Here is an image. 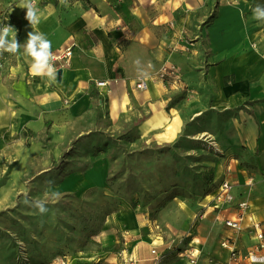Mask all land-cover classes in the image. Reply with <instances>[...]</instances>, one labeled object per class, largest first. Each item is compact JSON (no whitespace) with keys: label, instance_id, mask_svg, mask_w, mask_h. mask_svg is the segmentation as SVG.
Returning a JSON list of instances; mask_svg holds the SVG:
<instances>
[{"label":"crops","instance_id":"0c3cea01","mask_svg":"<svg viewBox=\"0 0 264 264\" xmlns=\"http://www.w3.org/2000/svg\"><path fill=\"white\" fill-rule=\"evenodd\" d=\"M257 4L264 0H35L39 22L32 29L27 9L17 0L10 10L21 23V44L34 30L51 41L52 54L71 44L74 48L61 82L57 75L52 81L34 74L31 58L20 48L19 63L0 79V135L29 130L40 136L52 119L44 113L50 116L59 107L65 114L110 123V132L138 120L148 133L170 116L177 118L173 130L178 133L187 120H206L225 157L219 184L230 180L236 203L247 201L249 208L235 229L225 219L237 217L236 205L217 207V192L210 195L191 223L201 251L197 264H261L264 252L254 259L232 257L233 251L247 254L258 244L255 223L264 232V23L252 18ZM167 62L179 68L178 81L158 80ZM141 78L148 81L146 89L137 88ZM97 80H108V90L98 89ZM29 152L45 154L38 141ZM114 220V244L105 243L102 234L88 249L70 255L71 262L153 264V248L162 252L172 237L191 228L169 230L165 241L157 224L152 234H142L146 221L137 212L117 211ZM213 226L220 245L206 254L202 230ZM226 238L232 247L222 245ZM166 258L161 264H190L177 256Z\"/></svg>","mask_w":264,"mask_h":264},{"label":"rangeland","instance_id":"374dc122","mask_svg":"<svg viewBox=\"0 0 264 264\" xmlns=\"http://www.w3.org/2000/svg\"><path fill=\"white\" fill-rule=\"evenodd\" d=\"M16 2L0 0V14L14 22L9 39H18L21 30L10 10ZM191 14L194 19L196 11ZM214 14L212 9L209 18ZM20 53L0 54V79L19 63ZM63 111L44 113L52 119L40 136L29 130L0 135V264H74L69 256L102 234L114 244L115 212L123 209L146 221L142 234H152L157 224L167 241L169 230L193 226L194 215L217 192L225 157L203 136L209 133L206 120H187L174 133L177 118L169 116L143 135L138 120L110 132V123ZM37 141L44 156L30 155ZM55 192L59 198L53 203L55 197H47L44 215L25 203ZM202 231L204 251L212 254L220 245L218 227Z\"/></svg>","mask_w":264,"mask_h":264},{"label":"built area","instance_id":"2783aa9c","mask_svg":"<svg viewBox=\"0 0 264 264\" xmlns=\"http://www.w3.org/2000/svg\"><path fill=\"white\" fill-rule=\"evenodd\" d=\"M13 22L5 15L0 14V27L9 25L13 29ZM11 29V31H12ZM73 48L74 44L69 45L64 50H62L60 53H53V66L56 69V73L58 69L64 68L66 66L70 65V60L73 55ZM158 80L162 82H176L179 80V68L176 64L167 62L165 63L159 72L157 73ZM96 87L98 89H105L108 90L109 81L108 80H97L95 82ZM148 87V81L147 79L141 78L137 83V88L139 89H146ZM233 184L230 182V180L225 179L222 181L219 186L217 193L215 195V200L217 201V207L225 206V205H231L238 208L236 215V218L231 219H225V224L227 226L233 227L235 229H240V220H242L246 210L249 208V203L247 201H241L236 203V198L233 194ZM203 216V213L199 214V217ZM255 229L258 230L257 237H258V244L250 251L247 252V254H237L235 251L232 252V257L234 260H247V259H254L259 253L264 252V232L262 231L261 223H255L254 224ZM193 228L194 225L191 226V228L188 229L187 232L182 233V235L174 236L166 243V248L164 247V250L161 252L156 247L152 249V255H153V264H161L162 260H164L168 252L174 251L179 257L187 259L190 264H197L198 256L200 255L201 251L199 247H197V242L195 241V235L193 234ZM260 229V231H259ZM222 245L224 247H232V244L230 242V239H224L222 241ZM234 249V248H233ZM169 250V251H166ZM125 264H135V261L133 259L126 260ZM261 264H264V255L263 260Z\"/></svg>","mask_w":264,"mask_h":264},{"label":"clouds","instance_id":"9594fccd","mask_svg":"<svg viewBox=\"0 0 264 264\" xmlns=\"http://www.w3.org/2000/svg\"><path fill=\"white\" fill-rule=\"evenodd\" d=\"M35 0H21V8L27 9L25 19L33 27L39 22L37 11L34 6ZM252 18L256 21L264 23V5L257 4L252 9ZM12 27L9 25L0 27V54L8 52L9 54H17L19 49L23 47L24 55L31 58V70L36 75L47 76L49 80L55 81L56 69L53 66V54L51 52V41H49L43 33L30 31L27 34L26 41L21 44L17 35H12L9 39ZM49 184L52 182L49 181ZM59 193H46L44 199H37L33 201L26 200L25 203L30 204L31 207L38 209L41 215L48 212L46 203L49 202L47 197L53 196L51 202H55L59 198Z\"/></svg>","mask_w":264,"mask_h":264},{"label":"bare ground","instance_id":"6f19581e","mask_svg":"<svg viewBox=\"0 0 264 264\" xmlns=\"http://www.w3.org/2000/svg\"><path fill=\"white\" fill-rule=\"evenodd\" d=\"M147 122L151 124L152 120H149ZM144 126H145V124L142 125V126L140 125L139 127H137L138 131L140 133H142L143 135L146 134V130L144 129ZM203 136H206L207 138H210V147L214 148L215 151L222 152V150L220 149V147L218 146L217 142L214 140L212 135H210L209 133H204Z\"/></svg>","mask_w":264,"mask_h":264},{"label":"water","instance_id":"95a60500","mask_svg":"<svg viewBox=\"0 0 264 264\" xmlns=\"http://www.w3.org/2000/svg\"><path fill=\"white\" fill-rule=\"evenodd\" d=\"M62 78H63V69L60 68L57 71V80H58V82H61L62 81Z\"/></svg>","mask_w":264,"mask_h":264}]
</instances>
